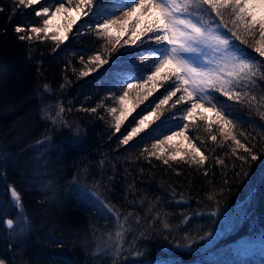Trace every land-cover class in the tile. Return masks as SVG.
<instances>
[{
	"label": "trees",
	"instance_id": "obj_1",
	"mask_svg": "<svg viewBox=\"0 0 264 264\" xmlns=\"http://www.w3.org/2000/svg\"><path fill=\"white\" fill-rule=\"evenodd\" d=\"M59 2L20 6L17 0H0V211L7 205L8 188L14 187L28 222L23 237L14 240L15 247L24 248H0V260L264 264L260 253L235 250L238 242L264 241V78L256 76L254 86L241 82L234 87L244 94L240 101L209 90L212 103L201 101L214 114L196 108L185 119L195 98L177 104L182 94L177 92L157 107L174 90L175 78L147 80L158 50L166 45L146 36L132 44L134 17L119 30L101 34L97 29L121 0H93L85 8L89 14L72 25L64 41L52 39L57 34L49 31L28 30L47 27L43 21ZM41 6L49 8L48 15L36 16ZM233 19L229 10L227 18L211 22L234 49L264 61L254 51L264 44L258 26L250 34ZM17 25L26 32L16 33ZM20 35L30 38L21 40ZM96 55L106 62H93ZM130 83L142 92L128 93L121 105L118 97L129 92ZM250 96L254 102H248ZM218 109L232 125L223 124ZM121 110L128 115L117 131ZM145 117L147 127L123 144ZM180 131L182 135L153 148L157 140ZM236 140L258 158L251 160ZM192 145L204 155L203 163L193 162ZM100 201L114 206L118 215ZM117 232L122 233L119 251Z\"/></svg>",
	"mask_w": 264,
	"mask_h": 264
},
{
	"label": "snow or ice",
	"instance_id": "obj_2",
	"mask_svg": "<svg viewBox=\"0 0 264 264\" xmlns=\"http://www.w3.org/2000/svg\"><path fill=\"white\" fill-rule=\"evenodd\" d=\"M65 2L72 5L74 0H60L55 12L52 16L57 13L68 12L69 23L67 29L60 34L54 35L52 39L60 42L67 39V31L71 29L72 24L75 20L79 18L81 14L87 16L89 13L85 11V8L89 7L93 0H75L74 7L71 9L65 8ZM18 5L23 6L27 4L32 6L38 3V0H17ZM125 9H128L125 11ZM147 9V12H144ZM190 9H201L205 12H213L217 17L223 20L222 10L230 9L234 19L243 22L244 28L250 34L253 30L257 28L261 40H264V0H121L120 7L116 10L117 12H122L126 17L124 20H118L114 18L108 20L105 18L103 23L97 24L96 27L100 30L101 34L107 33L108 30L115 23H120L124 26L129 24V21L134 17L135 22L131 24L132 37L131 43L135 44L137 40L141 39V36L148 37L149 40L155 41L157 44H164L166 47L159 49V55L154 61V71L147 77L148 81L155 82L161 73H165L163 76L164 80L175 78V88L173 91H169L167 95L159 101L156 106L159 107L162 104H167L169 99L176 95L177 92H182V94L177 99L176 103L179 104L185 100H193L195 102L191 104V107L187 109V116L185 119L191 116L192 112L198 108L202 107L200 103L204 100L208 103H212L214 97L208 95H202L205 93L206 89L212 88L223 93L229 100L235 99L237 101L241 100L242 93L234 91V87L238 86L241 82L245 85H255V77L261 76L264 78V73H261L260 68L264 67V61H254L252 58L246 57L243 49H234V46L230 44L227 38L222 37L219 34L214 33L211 29H206L204 27V21L201 19L194 20L191 18L194 13ZM3 11V9H0ZM75 12L76 16L73 17L72 13ZM48 15L49 8L41 6L40 11H36V16L41 14ZM115 17V13L112 14ZM45 26L52 24V18L49 17L43 21ZM219 27V25L217 26ZM226 27V25H225ZM34 33L44 32L45 34L49 31L47 27H30L28 29ZM16 33H24L26 29L22 25H17L14 29ZM124 32L118 33V35H124ZM151 34V35H149ZM233 37L237 40L240 37L236 32L232 33ZM21 40L30 38L28 35H20L18 37ZM215 43L214 51L219 53L218 59L222 66L216 69H209L204 64H197L193 59H185L181 53H194L201 51L199 47H194L193 45L208 44L209 42ZM243 42V41H242ZM119 43V41H117ZM128 44L129 41H124ZM170 46V47H167ZM255 52L259 53L260 57H264V44L255 47ZM239 53V54H237ZM148 59V57H144ZM93 62H99L100 64L106 61L102 60L99 55L94 57ZM2 70V69H0ZM87 73H85L86 75ZM133 85L128 84V88H132ZM172 87V85H169ZM47 89V85H45ZM150 94V93H149ZM128 97V92L125 91L121 96L118 97L119 103L124 105ZM147 97H144L146 99ZM255 96H250L248 102H254ZM264 99V98H262ZM214 108L217 107L216 104H212ZM63 111V109H61ZM92 111H95L92 109ZM110 111L115 113L116 108H111ZM131 110H129L130 112ZM128 115L127 112L121 110L120 114L116 116V130L119 131L121 122ZM217 117L223 122L225 126L232 125V120L228 118L227 114L221 109L217 110ZM145 119L139 121L138 127L132 128L131 132L124 137L122 140L123 144H127L132 137L141 131L145 124ZM184 128L187 125L183 126ZM183 131L173 132L172 135L164 136L163 140H157L153 145V148H159L165 142H170L175 135H182ZM213 140L216 139L215 136L212 137ZM235 139V137H233ZM236 143L244 148L245 152L249 153L251 160L255 161L258 157L254 154L250 148L245 147V145L240 144L239 140ZM196 155L192 157L193 162L203 163L205 160L204 155L200 152L199 148L195 145L191 146ZM162 150V149H161ZM155 155V153H152ZM196 156H199V160H196ZM171 159L175 160L176 157L172 156ZM241 160L247 161L248 157H240ZM164 163H168L167 160ZM244 175V173H240ZM12 200L15 207L23 209V204L19 193L14 187L11 188ZM99 200V197H97ZM104 208L115 215H118V211L114 209V206L104 204L100 201ZM8 228H12L14 221L8 219L4 221ZM27 218H24V226H21V232L25 231L27 226ZM117 241L115 250L119 251L120 244L119 238H122V233L117 232ZM0 264H4L3 260H0Z\"/></svg>",
	"mask_w": 264,
	"mask_h": 264
},
{
	"label": "rangeland",
	"instance_id": "obj_3",
	"mask_svg": "<svg viewBox=\"0 0 264 264\" xmlns=\"http://www.w3.org/2000/svg\"><path fill=\"white\" fill-rule=\"evenodd\" d=\"M136 2L139 3V0H136ZM74 3H75V0L72 4L73 6H74ZM57 6H58V4L54 5L51 8V11H50L47 19L49 17H51L52 18V24L48 25L47 28L49 29L50 33L60 35L65 31V29H67V25L69 23V20H68L69 13L68 12L57 13L55 16H52V13L55 12V9ZM65 8L71 9L72 7H67V5H65ZM116 10H117L116 8L115 9L113 8L110 10V13H108V15H107L108 20H112L114 18H117L118 20L122 21V20L126 19V17L123 15L122 12H117ZM127 10L128 9H125V11H127ZM229 10L230 9H223L222 10L223 19L227 18L229 16ZM190 11L194 13V15L191 18H193L194 20L202 18V20L204 21V27L206 29H211L214 33L221 35L219 33V31L217 30V27L211 22V21L216 22L218 17H216L214 14H212L210 12H207L206 14H204L201 12V9H190ZM144 12H147V9H144ZM113 13H115V17L112 15ZM72 16L75 17L76 13L73 12ZM83 16L84 15L81 14L79 16V18H77L75 20V22L77 20L81 19ZM125 27L126 26H124L120 23H115L112 25V27L110 29L111 30L112 29L119 30V29H122ZM62 41H64V40H62ZM193 46L199 47L201 49V51H197L194 53H181V55L185 59H193L195 63L204 64L209 69H216L219 66H222L221 62L218 59L219 53L214 51V48H215L214 42L210 41L208 44H200V45H193ZM168 47H170V46H168ZM164 74L165 73H161L160 77L164 76ZM160 77H158V78H160ZM211 89L212 88L206 89L205 93H203L202 95H208V92ZM140 92H142V88H131V89H129L128 93H129V95H131V94L137 95ZM200 103L202 104V107L197 108L200 112L210 113L212 111L211 110L212 108L206 107L204 102L200 101ZM24 218L25 217L23 214V210L18 208L17 214H16V220L14 222V228L10 232V237L12 239H16V238H18L19 235L25 234L26 227H25V231L21 232V230H20L21 226H24ZM215 235L218 236L219 234H214L213 236H215ZM235 250L239 254L260 253V254L264 255V241L257 242L254 244L251 242H246V241L238 242L235 246Z\"/></svg>",
	"mask_w": 264,
	"mask_h": 264
},
{
	"label": "flooded vegetation",
	"instance_id": "obj_4",
	"mask_svg": "<svg viewBox=\"0 0 264 264\" xmlns=\"http://www.w3.org/2000/svg\"><path fill=\"white\" fill-rule=\"evenodd\" d=\"M7 205L4 206L3 210L0 211V248H24V245H19L15 247L14 240L10 237V232L13 230L14 225L11 229H6L4 227V221L6 219H12L14 222L16 220V214L17 210H13L12 207H10V203L8 200V197L6 198ZM8 213V214H6ZM24 235V234H23ZM23 235H19V237H23ZM4 253V251H3Z\"/></svg>",
	"mask_w": 264,
	"mask_h": 264
},
{
	"label": "water",
	"instance_id": "obj_5",
	"mask_svg": "<svg viewBox=\"0 0 264 264\" xmlns=\"http://www.w3.org/2000/svg\"><path fill=\"white\" fill-rule=\"evenodd\" d=\"M11 188H12V187H9L8 190H7L8 199H9V202H10V204H11V206H12V209H13V210H16L17 207H15V204H14V202H13V200H12V196H11ZM6 220H8V219H6ZM6 220H5V221H6ZM4 227H5L6 229H10V228L7 227V225H6L5 223H4ZM4 264H5V263H4Z\"/></svg>",
	"mask_w": 264,
	"mask_h": 264
}]
</instances>
